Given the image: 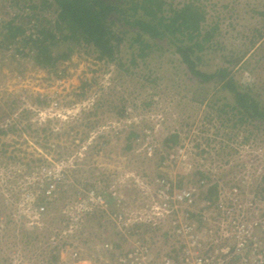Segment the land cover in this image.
<instances>
[{"label":"rangeland","instance_id":"rangeland-1","mask_svg":"<svg viewBox=\"0 0 264 264\" xmlns=\"http://www.w3.org/2000/svg\"><path fill=\"white\" fill-rule=\"evenodd\" d=\"M12 1L0 0V29L15 13L27 33L45 24L42 12ZM196 2L203 28L217 26L206 58L229 65L264 100V0ZM52 9H43L49 18ZM135 47L121 44L123 67L99 59L93 46H73L68 59L45 68L33 51L20 53L22 42L0 49V264H11L22 237L52 238L66 252L72 216L81 247L98 230L95 238L104 235L120 251L150 245L155 263L172 254L202 264H264V122L238 119L228 93L198 86L178 53L140 56ZM60 171L65 181L41 223L22 225L20 214H35L27 202L34 200L33 211L43 203ZM161 178L190 195L167 200ZM22 187L31 191L23 203ZM97 192L110 193L108 208L90 202ZM120 215L135 225L124 227Z\"/></svg>","mask_w":264,"mask_h":264},{"label":"trees","instance_id":"trees-1","mask_svg":"<svg viewBox=\"0 0 264 264\" xmlns=\"http://www.w3.org/2000/svg\"><path fill=\"white\" fill-rule=\"evenodd\" d=\"M18 2L15 0L17 6H12L20 11L42 12L45 24L39 25L37 31L27 33L23 25L16 23L18 14L15 13L1 24L0 49H8L22 42L27 51L20 53L30 55L33 51L32 55L44 68L68 59L73 46H93L99 59L118 60L120 67H123V63L120 62L122 55L119 56V53L121 44L126 40H129L130 46H136L133 53L140 56L146 50H155L163 55L170 49L178 53L180 63L191 75L189 78L196 80L198 86L209 83L216 91L225 90L228 93L226 105L236 109L238 119L251 118L264 122V100L257 91L239 83L229 65L212 64V60L206 58L213 48L217 26L212 24L203 28L205 13L196 0H184L177 4L174 0H28L22 6ZM45 7L53 8L55 15L49 18L43 10ZM56 46L61 51L54 50ZM135 59L131 62L134 63ZM227 60L234 67L233 60ZM171 138L176 141L177 135H172L166 142ZM105 195L112 204L110 193L106 192ZM20 235L23 232L20 231ZM19 241L28 242L25 237ZM118 244L114 243L115 247ZM113 255L114 250L109 256Z\"/></svg>","mask_w":264,"mask_h":264},{"label":"built area","instance_id":"built-area-1","mask_svg":"<svg viewBox=\"0 0 264 264\" xmlns=\"http://www.w3.org/2000/svg\"><path fill=\"white\" fill-rule=\"evenodd\" d=\"M62 179L65 181V174L60 171L56 174V177L54 180L47 182V186L44 188V197L45 201L39 205H35V210L33 211V206L31 204L34 200L28 201L27 199L30 196L31 191H26V188H24V191L22 192L23 195H21L22 203L27 202L28 204L26 210H30L32 212H35L34 215H31L27 213L20 214L19 221L23 222V225L32 224L34 226H37L41 223V220H36L42 213H47L50 208L48 207V203L52 202L56 196V193L58 191V186L63 184ZM160 181V182H159ZM158 183L163 186L166 199L172 200L175 202V198L184 199L190 195V192L188 191H182V192H174V188L172 184L164 178L158 179ZM186 196V197H185ZM91 203L94 205H98L102 208H108L110 206V201L107 195L105 194H99L97 192L96 196L93 198V200H90ZM34 204V203H33ZM85 207V205H84ZM89 209V208H88ZM132 218L123 217L120 215L119 221H123L122 225L124 227L129 226V222H131ZM77 216H72L71 220L73 222L69 224V234L72 236L71 239H69V242L65 248H67L66 252H63L65 249L59 246V241H56L54 239L47 240V243L44 244V240L41 242H36V244L33 241H28L27 243H23L21 241L17 240V248L16 251H14L12 258L13 260L10 262L11 264H107L112 262V264H125L129 261V264H202V258L197 257L195 261H191L188 257H183L181 260H174L172 257V254L164 257L159 263H155L153 260V257L151 258V249L152 247L148 244L144 246V244L140 245L137 244L134 249L130 250V247H128L126 250L120 251L118 248L115 247L114 243L106 239V237L103 235L98 238H95L99 235L97 232L98 230H94L92 233H94L93 238L94 241L91 242L90 239H84L83 246L81 247L78 244L77 237H79V233L76 230H80V226L76 221ZM3 217L0 215V231H2L3 228ZM118 221V220H117ZM134 221V220H133ZM132 225H135L136 222H131ZM175 222H173V225ZM141 225H147V224H141ZM18 232V229L16 230ZM122 231V230H120ZM248 234H250V231H246ZM121 236L123 237L124 233H121ZM86 236V234H85ZM84 236V237H85ZM59 238V234L57 236ZM126 240V238H124ZM46 242V240H45ZM128 244L129 242L126 241ZM242 243V242H241ZM31 244V245H30ZM65 244V243H62ZM245 245L242 243L240 246ZM29 247V253L25 252V248ZM90 248H92L90 250ZM93 250V251H92ZM114 250L115 255L109 256L108 253L112 252ZM130 250V251H129ZM113 258V259H112ZM58 259V261H57ZM9 264V263H7Z\"/></svg>","mask_w":264,"mask_h":264}]
</instances>
